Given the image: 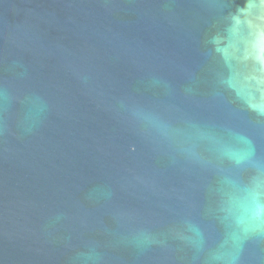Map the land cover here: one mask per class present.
Listing matches in <instances>:
<instances>
[{
  "label": "water",
  "instance_id": "95a60500",
  "mask_svg": "<svg viewBox=\"0 0 264 264\" xmlns=\"http://www.w3.org/2000/svg\"><path fill=\"white\" fill-rule=\"evenodd\" d=\"M0 264H264V0H0Z\"/></svg>",
  "mask_w": 264,
  "mask_h": 264
}]
</instances>
